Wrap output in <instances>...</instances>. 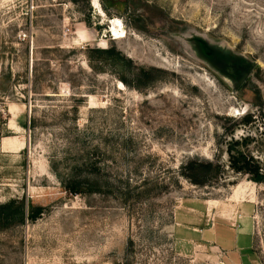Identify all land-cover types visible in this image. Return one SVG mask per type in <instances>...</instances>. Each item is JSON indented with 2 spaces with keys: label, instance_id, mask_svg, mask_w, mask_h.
<instances>
[{
  "label": "rangeland",
  "instance_id": "374dc122",
  "mask_svg": "<svg viewBox=\"0 0 264 264\" xmlns=\"http://www.w3.org/2000/svg\"><path fill=\"white\" fill-rule=\"evenodd\" d=\"M98 2L0 0V264H264V0Z\"/></svg>",
  "mask_w": 264,
  "mask_h": 264
},
{
  "label": "water",
  "instance_id": "95a60500",
  "mask_svg": "<svg viewBox=\"0 0 264 264\" xmlns=\"http://www.w3.org/2000/svg\"><path fill=\"white\" fill-rule=\"evenodd\" d=\"M197 43L201 55L206 59H213L216 66L234 80L235 90L248 86L247 79L255 68L254 63H247L244 60L229 61L215 52L205 40L197 39Z\"/></svg>",
  "mask_w": 264,
  "mask_h": 264
},
{
  "label": "trees",
  "instance_id": "16d2710c",
  "mask_svg": "<svg viewBox=\"0 0 264 264\" xmlns=\"http://www.w3.org/2000/svg\"><path fill=\"white\" fill-rule=\"evenodd\" d=\"M251 116L245 117V122L249 123L251 122ZM240 144L239 142L235 143ZM229 157H230V164L231 168L236 173H243L252 176L256 180H261L263 178L262 169L260 165L249 155H247L244 152H240L236 150V146L234 144L230 145V148L228 150ZM15 203L11 202L9 205H6L7 207H12ZM38 212H42L41 209H38ZM40 215V214H39ZM35 212H33L29 218H31L32 221H35L36 218L39 216Z\"/></svg>",
  "mask_w": 264,
  "mask_h": 264
},
{
  "label": "bare ground",
  "instance_id": "6f19581e",
  "mask_svg": "<svg viewBox=\"0 0 264 264\" xmlns=\"http://www.w3.org/2000/svg\"><path fill=\"white\" fill-rule=\"evenodd\" d=\"M93 1V4H94V7L99 11L101 12V15L102 14V9L100 7V4L98 2V0H92ZM113 24L111 25L110 27V31L112 33V36H113V39L114 40H120V39H123L125 37V32L123 30V25L121 23H119L117 25V23L115 24L114 22H112Z\"/></svg>",
  "mask_w": 264,
  "mask_h": 264
},
{
  "label": "flooded vegetation",
  "instance_id": "af4514ba",
  "mask_svg": "<svg viewBox=\"0 0 264 264\" xmlns=\"http://www.w3.org/2000/svg\"><path fill=\"white\" fill-rule=\"evenodd\" d=\"M105 3H108V2H110L111 0H103Z\"/></svg>",
  "mask_w": 264,
  "mask_h": 264
}]
</instances>
